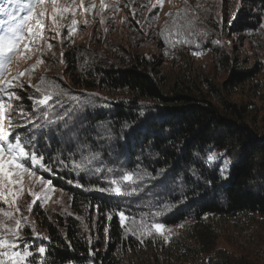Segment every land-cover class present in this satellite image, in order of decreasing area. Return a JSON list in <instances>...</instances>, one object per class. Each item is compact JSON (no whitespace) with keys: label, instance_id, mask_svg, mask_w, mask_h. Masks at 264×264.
I'll return each instance as SVG.
<instances>
[{"label":"trees","instance_id":"obj_1","mask_svg":"<svg viewBox=\"0 0 264 264\" xmlns=\"http://www.w3.org/2000/svg\"><path fill=\"white\" fill-rule=\"evenodd\" d=\"M246 2L235 15L237 33L255 30L263 21L264 0ZM196 34V29L185 31L182 41ZM203 45L192 42L191 47ZM224 55L230 69L226 88L234 89L258 72L239 68ZM63 61L69 82L53 76V84L39 85L62 93L64 107L35 105L29 97L38 99L41 93L25 85L18 89L19 99H13L9 115L17 125L30 120L43 125L27 131L17 127L15 132L25 143L31 136L34 148L53 168L52 172L39 168L38 174L71 195L70 208L77 215L88 208L98 216L95 228L105 236L93 240L76 214L51 220L35 205L32 211L46 231L39 244L46 249L40 256L43 264H122L139 248L128 229L140 226L141 218L146 224L171 225L207 216L264 217V130L250 124L242 106L229 101L220 106L201 96L186 76L171 84L152 60L139 55H130L120 65L100 60L81 68L83 56L74 45L63 51ZM44 111L58 122L45 121ZM214 150L228 162L225 173L222 161L208 160ZM85 157H92L88 170L74 169L73 161ZM124 172L144 177L131 186L138 189L135 194L131 187H125L124 195L98 190L112 187L110 181ZM121 211L135 217V223H121ZM24 232L30 235L31 229L26 226ZM215 254L191 264H254L248 259L233 261L221 251Z\"/></svg>","mask_w":264,"mask_h":264},{"label":"rangeland","instance_id":"obj_2","mask_svg":"<svg viewBox=\"0 0 264 264\" xmlns=\"http://www.w3.org/2000/svg\"><path fill=\"white\" fill-rule=\"evenodd\" d=\"M246 1L59 0L60 4L73 7L76 14L74 17L65 14V18L58 20L60 28L56 34L51 30L52 8L48 0L42 38L27 37L20 45V52L9 54L12 59L4 78L18 77V83L23 86L29 82L39 85L42 79L43 84H49L53 76H59L68 83L64 73L63 51L74 45L79 46L83 56L81 68L100 60L120 65L130 55H139L152 60L171 84L186 76L201 96H207L220 106L225 101L242 106L248 113L250 124L263 131L264 17L257 29L237 33L234 30L235 15L245 9ZM81 2L89 11L83 10ZM72 19L77 21V26L69 35L67 28L71 26ZM193 29L197 30L196 36L183 42L184 32ZM192 42L204 45L194 50ZM25 44L29 46L25 48ZM195 51L202 54L194 55ZM224 54L233 58L239 68H257L258 72L234 89L226 88L230 69L225 65ZM40 60L43 63H37ZM18 89L20 87L14 89L16 95ZM111 97L115 96L112 94ZM5 102L10 105L7 109L9 114L13 100L8 101L5 96ZM210 155L215 156L210 163L222 161L220 168L225 173L228 162L222 158V152L214 150ZM37 169L33 167L30 170L37 172ZM40 177L50 181L38 172L36 177L22 173L17 178L18 183L10 184L7 189L0 186V236L16 239L4 229L18 228L19 237L26 241V245L21 243L20 248L29 246L33 253L32 262L28 257L25 264H41L43 254L38 252V248L42 239H46V231L32 211L35 205L42 208L51 220L76 214L70 208L71 195L57 189L52 183L51 191H48L46 184L41 187ZM32 192L44 193L47 198H36L34 203L30 195ZM12 193L17 195L13 197ZM6 212H12L13 216L4 215ZM76 216L93 240H102L101 235L105 234L99 235L95 228L98 216H92L88 208ZM91 218L92 223L89 222ZM16 221H19V225ZM26 226L31 229L30 235L24 232ZM130 229L135 230V235ZM128 235L132 236L139 248L123 258L122 264H191L201 257L208 259L218 256L215 254L218 251L228 254L236 262L238 259H248L254 264H264V217L257 214L229 218L207 216L199 222L189 219L180 224L165 225L162 234L154 229L147 234L145 228V234L141 235L139 225L134 224L128 229Z\"/></svg>","mask_w":264,"mask_h":264},{"label":"snow or ice","instance_id":"obj_3","mask_svg":"<svg viewBox=\"0 0 264 264\" xmlns=\"http://www.w3.org/2000/svg\"><path fill=\"white\" fill-rule=\"evenodd\" d=\"M48 0H0V186L5 189L8 188L10 184L18 183V179L22 173H27L32 177H36L37 172L30 170L33 167L42 168L46 172H52L53 168L45 161L42 154L34 148V142L31 136L28 137V142L23 141V137L20 133L15 132L17 127H22L27 131L29 128L32 129H42L43 125L34 121H28L27 123L21 122L20 124H15L10 115L7 112L10 106L5 102V96L8 101L13 99H19L16 96L14 89L16 87L23 88V84L18 83V77H12L10 79L4 78L5 71L8 64L11 63V53L20 52V45L27 37L33 39L42 38V31L45 27V19L47 12L45 5ZM50 5L52 8L51 12V25L52 32L58 34L60 25L58 20L65 18V14H69L74 17L76 11L73 7L69 5L60 4L59 0H50ZM81 7L84 11H89L88 8L83 6L81 2ZM103 7V4H102ZM139 23V22H137ZM77 26V21L75 19L71 20V26L67 28L69 35L74 31ZM56 36H53L55 39ZM187 42V41H184ZM31 43V40L29 41ZM218 43V41H217ZM29 45L25 44L24 47L27 48ZM51 44H49V48ZM199 47V45H197ZM194 55H200L199 51L193 52ZM37 63H43L42 60ZM35 66H33L34 70ZM31 71V70H30ZM24 75V73H21ZM43 83V79L41 81ZM28 87L34 88L36 93H41L40 98L29 97L30 100L37 106H49L51 104H59L61 108L64 107L62 101H60L59 96L62 95L60 92L51 93L47 90L41 88L40 85H33L29 82ZM68 110H65V115H67ZM19 115L24 116V112L21 111ZM42 116L48 123H56L58 121H53L49 118V113L44 111ZM43 134V133H42ZM32 145V147H30ZM92 157H85L79 162L73 161V167L76 170L87 171L88 165L91 163ZM209 161L215 160L214 155L208 157ZM62 163V162H61ZM99 172L100 169H94ZM111 171V170H109ZM144 177L133 172L121 173L119 178H113L110 181L112 187L110 188H100L99 191H110L116 195H124L125 187H131L136 184L137 181L142 180ZM148 178H151L148 174ZM72 183V181H69ZM48 185V191L52 190L51 181H46L43 177H40V186ZM77 186H80L79 184ZM131 191L135 194L138 189L136 187H131ZM13 197L17 194L12 193ZM30 195L34 198L35 203L36 198L47 197L44 193L32 192ZM5 201L7 202V196H5ZM4 215L12 217V212H6ZM121 223L125 220H131L135 223V217H127L124 212L118 213ZM19 225V221H16ZM140 231L141 235L145 234V228H147V234H151L154 229L157 233H163L165 225L160 222H155L152 224H145L143 218L140 220ZM7 232H11L16 239H8L7 236H0V249H5L0 251V257H6L7 259H0V264H25L28 257L33 255L29 246L20 248V244L23 241L18 235V228H5ZM132 234L135 235V230L130 229ZM15 249V250H14ZM46 249L44 247H39L38 252L40 254L45 253ZM43 264V262H41Z\"/></svg>","mask_w":264,"mask_h":264}]
</instances>
